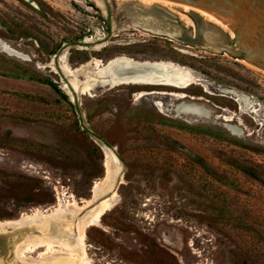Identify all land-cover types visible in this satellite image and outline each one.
I'll return each instance as SVG.
<instances>
[{
	"label": "rangeland",
	"instance_id": "374dc122",
	"mask_svg": "<svg viewBox=\"0 0 264 264\" xmlns=\"http://www.w3.org/2000/svg\"><path fill=\"white\" fill-rule=\"evenodd\" d=\"M118 6L0 0V220L44 214L20 233L4 226L0 264H77L60 241L79 222L89 264H264V70L226 49L238 48L230 27L198 11L148 3L190 35L215 27L222 49L132 25ZM63 52L72 67L120 54L171 60L199 83L75 93ZM103 144L121 169L107 190ZM110 189L117 200L89 221Z\"/></svg>",
	"mask_w": 264,
	"mask_h": 264
},
{
	"label": "bare ground",
	"instance_id": "6f19581e",
	"mask_svg": "<svg viewBox=\"0 0 264 264\" xmlns=\"http://www.w3.org/2000/svg\"><path fill=\"white\" fill-rule=\"evenodd\" d=\"M161 1L179 4L184 9L187 10L193 9L195 11H198L201 15L205 16L209 20L223 27H229L224 17L218 15L213 10L179 0H141L142 2L141 4L132 0H119L118 8L124 11V15L127 18V22H129L132 25L139 26L142 29H146L154 33L168 34L176 38L177 40L182 41L183 43L187 42L189 44L190 43L195 44L197 47L205 46L212 49L217 48V46L214 45L215 39L216 37H218L215 27L205 28L199 25L198 36L200 37V39L197 41H193L189 37L190 33H188L186 29L175 24L168 16L162 14L163 12H160L159 10L148 6V3L161 2ZM59 58L62 62L61 68L64 70V72L69 73L72 76L69 79V84L71 86L72 91L75 93L85 92L92 86V84L95 83L102 86L104 85L115 86L119 84H133V85L162 84V85L175 86L178 88H185L191 85L192 83H197V82L199 83L197 75L190 68L178 64L176 62H173L171 60L135 59L133 57L120 54V55L112 56L106 59L105 61L98 58H93L91 61L81 63L75 67H72L67 62L66 53L63 52ZM244 61L251 67H254L255 69H260L257 66L251 64L250 62L246 60ZM88 67H92L93 72L91 74H84L83 79L79 78V74L85 71ZM172 95L176 97L185 96V94L182 92L172 93ZM102 147L104 150L103 163L105 167V175L108 176V184H109V186L107 185L105 188L107 190L111 187L110 184L112 183V180L115 179V177L113 176L114 173L115 174L117 173L115 165L112 163L118 162L119 160L111 148H109L106 145H102ZM95 189H96V185H94L92 190L93 192H95L96 195L97 189L96 191ZM108 191H109V195L104 196L99 201L98 205L96 206L95 212L91 217V219H89V221L98 218V216L102 213V211L113 205L114 202L117 200L118 195L115 192V190L110 189ZM67 205L69 207H74L75 202H68ZM62 211H63L62 208H55L45 216L48 217L51 215H56L57 212L61 214ZM43 215L44 214H42L41 211H37L34 214L28 215L26 217H22L17 220H3V221L0 220V228L1 227L5 228L4 226L11 228H16L17 226L19 227L20 225L23 226L24 224H28L30 221L32 222L33 219L40 218ZM52 223L53 221L48 222V227H50ZM56 223L54 227H51V229L59 230L58 229L59 226L56 225ZM74 228L76 230L75 236H72L70 233H65L64 236L62 237V240L60 241V244L62 245V247H64L69 251L68 255H72V257L76 260L77 264H89V259L85 253L83 225L81 222H79L74 226ZM45 243H49V242L45 241ZM31 245L36 247L37 245H39V242H32ZM57 264H69V263L61 262Z\"/></svg>",
	"mask_w": 264,
	"mask_h": 264
},
{
	"label": "water",
	"instance_id": "95a60500",
	"mask_svg": "<svg viewBox=\"0 0 264 264\" xmlns=\"http://www.w3.org/2000/svg\"><path fill=\"white\" fill-rule=\"evenodd\" d=\"M195 5H199L213 10L218 15L224 17L228 26L233 32L237 49L226 47L233 55H239L242 59L264 70V0H179ZM218 28V27H217ZM219 31V29H218ZM218 34V32H217ZM193 41H197L200 37L189 35ZM219 35L215 39L214 45L218 49ZM213 50V49H212ZM104 145V144H103ZM120 174V175H119ZM115 177V188L120 182L121 169H117ZM10 229V228H9ZM22 228L10 229V232L17 233ZM8 228H0V232H6Z\"/></svg>",
	"mask_w": 264,
	"mask_h": 264
},
{
	"label": "trees",
	"instance_id": "16d2710c",
	"mask_svg": "<svg viewBox=\"0 0 264 264\" xmlns=\"http://www.w3.org/2000/svg\"><path fill=\"white\" fill-rule=\"evenodd\" d=\"M45 83H47L48 85H50L56 92L60 93L62 95V93L60 92V90L58 89V87L56 86V84L51 81V80H45L44 81ZM64 96V95H63ZM206 166V165H205ZM206 168V167H205ZM244 170H246V172L249 173V171H247L248 169H245V167H243ZM251 174V173H250ZM228 183V182H227ZM228 184H231V183H228Z\"/></svg>",
	"mask_w": 264,
	"mask_h": 264
}]
</instances>
